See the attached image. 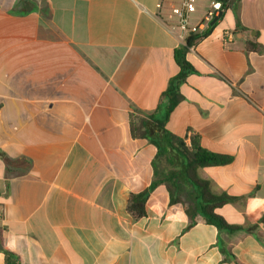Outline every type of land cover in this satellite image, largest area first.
Returning a JSON list of instances; mask_svg holds the SVG:
<instances>
[{"label":"crops","instance_id":"1","mask_svg":"<svg viewBox=\"0 0 264 264\" xmlns=\"http://www.w3.org/2000/svg\"><path fill=\"white\" fill-rule=\"evenodd\" d=\"M157 1L0 0V245L20 264H264V0L224 10L187 53L165 122L230 158L198 175L233 198L215 212L240 229L191 224L162 185L144 217L127 212L156 154L130 122L161 115L179 71Z\"/></svg>","mask_w":264,"mask_h":264},{"label":"trees","instance_id":"2","mask_svg":"<svg viewBox=\"0 0 264 264\" xmlns=\"http://www.w3.org/2000/svg\"><path fill=\"white\" fill-rule=\"evenodd\" d=\"M224 10H235L239 0H218ZM205 34L203 37H205ZM199 39L198 36L188 38L185 46L175 50L174 58L179 68L167 84L163 99L165 106L157 118L136 119L130 122V133L133 138L146 139L156 148V154L151 162L153 179L143 191L131 194L127 201V212L134 220L145 216V204L151 192L159 185L165 187L171 205L180 204L185 210L191 224L196 215L218 230L234 231L238 226L227 224L216 214V209L229 203L233 198L211 192L209 183L198 175V170L204 167L226 165L229 157L220 156L204 150L196 138H191L187 145L183 138L177 137L165 129L169 113L181 101L180 87L186 78L195 71L186 60L188 48ZM253 49L256 47L253 46ZM4 264H20L17 254L4 247ZM224 251V250H223ZM230 256V255H229ZM231 257V256H230Z\"/></svg>","mask_w":264,"mask_h":264},{"label":"built area","instance_id":"3","mask_svg":"<svg viewBox=\"0 0 264 264\" xmlns=\"http://www.w3.org/2000/svg\"><path fill=\"white\" fill-rule=\"evenodd\" d=\"M201 1L158 0L151 12L153 19L167 34L176 39L179 47L185 46L188 38L199 37L188 48V52L193 50L195 44L218 23L219 15L224 11L221 2L218 0H208L202 7ZM215 18L218 20L211 26L210 23ZM233 37V31L221 30V40L231 41ZM3 221V212L0 207V222Z\"/></svg>","mask_w":264,"mask_h":264},{"label":"water","instance_id":"4","mask_svg":"<svg viewBox=\"0 0 264 264\" xmlns=\"http://www.w3.org/2000/svg\"><path fill=\"white\" fill-rule=\"evenodd\" d=\"M222 14L219 15V18L221 17ZM218 20V18H215L211 21L210 25L213 26L215 24V22ZM1 248V245H0Z\"/></svg>","mask_w":264,"mask_h":264}]
</instances>
